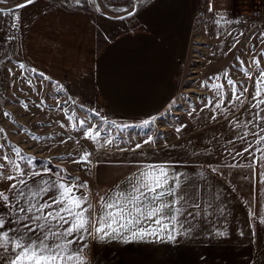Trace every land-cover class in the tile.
I'll return each instance as SVG.
<instances>
[{"label":"crops","instance_id":"1","mask_svg":"<svg viewBox=\"0 0 264 264\" xmlns=\"http://www.w3.org/2000/svg\"><path fill=\"white\" fill-rule=\"evenodd\" d=\"M262 1L146 0L137 6L135 15L126 19L118 17L127 15L63 7L53 0H35L26 7H15L14 20L19 32L12 43V52L29 74V79H23L22 92L29 101V116L41 119L36 127L45 136L43 144L36 146L42 149V154L58 155L56 160L75 168L72 171L77 167L73 161L83 151L91 152V164H80L86 171L78 177L87 181L93 203L98 199L96 193L115 190L142 163H167L198 181L197 174L203 171L214 182V191L220 193V201L214 200L212 192L204 193V198L214 200L208 221L214 222L216 228L227 230V239L197 235L193 240L179 243L152 239L124 243L87 238L80 244H87L83 251L89 264H264V226L257 222L259 216H264V185L259 183L258 176L253 178L248 168H222L226 173L223 178L211 172V167L225 162L248 164L250 161L247 153L236 160L227 155L226 148L239 151L242 145L239 141L234 145L227 143L236 133L225 117L249 119L245 109L252 102L259 72L253 63L254 56L260 59V68H264V56H260L264 42L257 38L264 31V22L253 24L240 20L239 15ZM209 3L216 16L208 11ZM220 15L232 22L217 25L214 20ZM196 24L213 32L194 35ZM240 32L245 35L239 36ZM235 37L240 43L232 47ZM204 40L207 43L194 70L199 105L186 110L164 137L157 136L155 130L140 128L123 137L99 129L101 144L104 139H113L112 144L104 147L84 138L85 128L97 126L95 120L101 117L130 123L149 119L164 110L179 91L196 43ZM241 61L247 71L242 70ZM225 71L228 77L223 75ZM16 76L11 81L21 82L22 76ZM228 78L236 82L239 91L248 89L243 106L229 103L235 98L227 84ZM213 83L222 84L225 93L216 120L211 119V107H205L208 100L215 104L219 99L211 87ZM70 104L72 113L66 111V105ZM83 109L93 110L95 118ZM80 121L86 122L85 128H81ZM181 125L186 127L177 132ZM149 136L155 142L144 144ZM137 143L142 145L140 149H135ZM1 150L0 164L6 165L5 176L14 174L3 162ZM7 156L19 162L16 154ZM21 167L26 171L49 168L45 163L34 162ZM56 172L52 170L53 174ZM246 172H249V186L245 192L237 181ZM9 183L0 179V189H7ZM221 202L226 206L224 215L213 212ZM249 211L257 218H250ZM207 227L211 224H205L202 217L196 231L200 233Z\"/></svg>","mask_w":264,"mask_h":264},{"label":"snow or ice","instance_id":"2","mask_svg":"<svg viewBox=\"0 0 264 264\" xmlns=\"http://www.w3.org/2000/svg\"><path fill=\"white\" fill-rule=\"evenodd\" d=\"M75 2L79 4L80 0ZM32 3H35V0H27L26 4L18 7L23 8ZM144 3L146 0H134L132 11H128L127 8L118 9L127 13V16L118 18L126 19L135 15L138 4ZM3 11L0 9V13ZM8 11L11 12V9ZM208 11L216 16L211 3ZM222 22L232 21L225 20L223 15L214 20L217 25ZM11 26L18 28L15 22ZM243 35L244 32L239 33V36ZM257 38L264 42V31H260ZM234 41L232 47L240 43L238 37H235ZM260 56H264V49ZM240 63L242 70L247 71L244 62ZM253 63L257 65L259 72L255 79V91L251 94L252 102L245 109L249 119L241 121L235 116L232 119L225 117L236 133L227 143L234 145L239 141L242 145L239 151L226 148L227 155L236 160L247 153L250 161L248 164L225 162L210 167L211 172L220 178L226 175L222 168H248L253 178L258 176L259 183L264 185V68H260V59L256 56L253 57ZM24 67V64H20V68ZM223 75L228 77V72L225 71ZM248 78L251 80L252 76L249 74ZM215 79L218 80L219 77ZM227 84L235 98L229 100V103L238 102L239 106H243L248 99L245 95L248 89L239 91L236 82L231 78L227 79ZM211 87L219 99L215 104L208 100L205 107H211L213 112L211 119L216 120V112L225 102L224 86L213 83ZM3 115L8 116L9 113L4 112ZM189 115H192V112ZM152 120H155V117ZM152 120H145L143 124L148 125ZM79 123L81 128H85V121ZM184 127L186 125L177 127L176 131L180 132ZM241 129L244 131L241 132ZM83 136L100 147L113 143V139H104L103 144L100 143L102 133L96 125L87 126ZM249 136L252 137L251 140L248 139ZM33 139L37 137L33 136ZM154 142V138L149 136L144 144ZM2 147L0 145V148ZM141 147L139 143L135 145V149ZM14 151L19 161H24L27 165L32 164L33 157L21 155L19 148ZM91 156V152L83 151L79 159L73 162L90 165ZM3 160L14 174L5 176L6 165L0 164V179L11 182L7 189H0V264H89L83 251L87 244H80L87 238L101 242L120 240L129 243L152 239L179 243L181 240H193L197 235L224 239L229 237L227 230L216 228L214 222L208 221V217L213 214L209 209L213 208L214 200L220 201V193L214 191V182L209 180L203 171L197 174L198 181L167 163H142L121 185H117L115 190H109L104 194L96 193L98 199L93 203L87 181H81L79 177H72L70 174L64 175L65 170L54 174L47 167L42 170L26 171L20 162L9 160L7 155ZM37 177L39 179H36ZM207 192L213 193L214 200L204 198V193ZM225 207L221 202L216 205L213 212L219 211L224 215ZM249 216L257 218L252 211H249ZM202 217L204 223L211 224V227L197 233L196 229L200 227ZM257 222L264 226V216H259Z\"/></svg>","mask_w":264,"mask_h":264},{"label":"rangeland","instance_id":"3","mask_svg":"<svg viewBox=\"0 0 264 264\" xmlns=\"http://www.w3.org/2000/svg\"><path fill=\"white\" fill-rule=\"evenodd\" d=\"M25 1L26 0H0V9L4 10L2 13H0V55L2 54L0 57V78L3 79L0 87V129L3 130L0 131V145L3 146L1 148L2 160L4 155H14V149L19 148L21 150V155L33 157L34 159L32 162L36 164L45 163L50 169L54 171L65 170L63 174H78V177L80 176L79 174H82L84 171H86L83 166L77 164L76 170L72 171V169L75 168H69L65 163L56 160L58 155H54L53 157L44 153L42 154V149L37 148L36 146L39 144L42 145L43 141L45 140V136L41 135L43 130L37 129L36 127L37 122L41 119L36 118L33 115L29 116V101L24 97L25 95L22 92V89H24L22 86L25 84L23 79H29V74L26 72L25 67L20 68V64H23L22 61H19L20 59L18 57L13 56L15 54L12 52V43L15 42V40L12 41V39H9L10 35L8 33V26L15 22V7ZM53 1L67 8L83 9L94 13L107 12L113 15H127L126 12L118 11V9L127 8L128 11H132V5L134 3V0H80L79 4H77L75 0ZM9 9H11V12L8 11ZM261 23L263 22L257 24ZM199 32L208 34L213 31L206 27L198 28V24H196L194 27V35H197ZM206 43L207 42H205V40L196 43L195 48L197 50L195 49L193 54L190 56L186 69L187 71H185L179 91L169 103V105L159 114H156L149 119H145L152 120V118L155 117V120H152V122L148 125H144L143 122L145 120L123 123L111 118H103L101 117L102 115H99L98 117L101 118L95 120V122H97L98 128L103 132H110L120 137L137 132L140 130V128L152 129L155 130L157 136L164 137L165 133L172 128V125H174L177 120L184 116V112L186 110H188L190 107L192 109V107L199 105L197 100L199 99L198 95L200 92L199 88L195 84L194 70L197 68L200 62L199 58L203 53L202 50L205 49ZM9 69H11V72H9ZM17 74L22 76V79L20 78L22 81H11L13 80V77H17ZM10 82L12 84V88H9L11 87ZM25 105L27 107H25ZM72 107V104L66 105V111L72 113ZM83 110L88 113L89 117L95 118V113L93 110ZM4 112H8L9 115H3ZM125 125H127V127H123ZM113 130H115V132H113ZM33 136L37 137V139H33ZM46 142H49V140ZM29 150L33 151L29 152ZM36 151L40 152V154H37ZM3 162L5 161L3 160ZM19 162H21V166L26 164L24 161ZM237 182L239 187L246 192L249 186V172H246L242 178L239 177Z\"/></svg>","mask_w":264,"mask_h":264},{"label":"built area","instance_id":"4","mask_svg":"<svg viewBox=\"0 0 264 264\" xmlns=\"http://www.w3.org/2000/svg\"><path fill=\"white\" fill-rule=\"evenodd\" d=\"M239 19L249 22L251 21L255 24L264 22V0L260 2L257 6L253 7L249 12L240 14ZM11 25L12 24L8 26V33L10 37H14V39H12L13 41L15 40V37L19 30L18 28H13ZM113 132H115V130H113Z\"/></svg>","mask_w":264,"mask_h":264},{"label":"water","instance_id":"5","mask_svg":"<svg viewBox=\"0 0 264 264\" xmlns=\"http://www.w3.org/2000/svg\"><path fill=\"white\" fill-rule=\"evenodd\" d=\"M26 3H27V0H26L25 2H23V3L19 4V5L26 4ZM16 7H18V6H16Z\"/></svg>","mask_w":264,"mask_h":264},{"label":"trees","instance_id":"6","mask_svg":"<svg viewBox=\"0 0 264 264\" xmlns=\"http://www.w3.org/2000/svg\"><path fill=\"white\" fill-rule=\"evenodd\" d=\"M62 4V3H61ZM71 9H76V8H71ZM50 165V164H49ZM70 173H67L66 175H69ZM71 175V174H70Z\"/></svg>","mask_w":264,"mask_h":264}]
</instances>
